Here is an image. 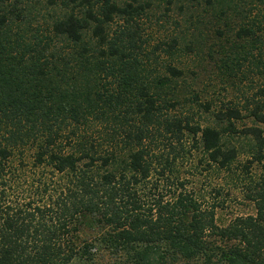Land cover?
I'll return each mask as SVG.
<instances>
[{
    "label": "trees",
    "instance_id": "obj_1",
    "mask_svg": "<svg viewBox=\"0 0 264 264\" xmlns=\"http://www.w3.org/2000/svg\"><path fill=\"white\" fill-rule=\"evenodd\" d=\"M143 13L115 0H0V264L105 253L112 264H264V89L245 106L255 126L238 130L229 106L201 125L190 106L210 105L180 94L175 39L145 50ZM259 24L236 36L256 46ZM233 136L261 174L247 193L254 214L218 224L219 203L188 190L178 166L230 171ZM20 183L29 197L15 201ZM86 226L100 235L81 240Z\"/></svg>",
    "mask_w": 264,
    "mask_h": 264
},
{
    "label": "rangeland",
    "instance_id": "obj_2",
    "mask_svg": "<svg viewBox=\"0 0 264 264\" xmlns=\"http://www.w3.org/2000/svg\"><path fill=\"white\" fill-rule=\"evenodd\" d=\"M115 1L121 5L130 3L144 7V13L137 21L141 35L147 41L145 50L151 52L161 42L176 40L178 50L173 56V62L184 73L178 82L180 94L192 98L197 94L200 103L210 105L208 112L196 105L190 106L194 113H200L201 125L216 127L214 114L229 106L237 107L243 117L235 122L238 130L255 126L245 106L259 88L264 89V70L263 75L260 74L261 66L264 65V32L257 34L259 42L255 43L256 46L245 38L239 39L236 32L239 27L254 22L258 27L261 24L259 22L264 25V19L261 18L264 15V0ZM42 15L45 16L35 18L33 27L42 25L43 18H49L47 14ZM115 22L120 21L117 18ZM162 48L164 46H160L156 54L163 64L171 58L164 54ZM248 52L250 55L247 56ZM228 140L240 152L230 171H217L215 168L208 170L204 163L198 170L188 164L178 166L181 178L187 179L188 190L197 193L205 205L219 203L216 208L218 224H225L237 216L254 214V206L247 200V193L255 186L261 174L260 165L250 163V142L237 136ZM194 156L195 165L197 160H203L199 151ZM27 186L20 183L13 197L15 201L29 197ZM99 235L98 230L86 226L81 233V240L93 241ZM104 257L96 261V264L113 263L110 254L105 253Z\"/></svg>",
    "mask_w": 264,
    "mask_h": 264
}]
</instances>
